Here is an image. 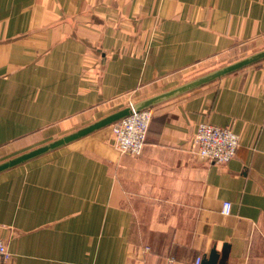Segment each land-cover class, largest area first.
I'll return each mask as SVG.
<instances>
[{
	"label": "crops",
	"instance_id": "0c3cea01",
	"mask_svg": "<svg viewBox=\"0 0 264 264\" xmlns=\"http://www.w3.org/2000/svg\"><path fill=\"white\" fill-rule=\"evenodd\" d=\"M263 34L264 0H0V163ZM154 111L141 156L104 128L0 173L8 264H264V61ZM204 122L240 136L233 160L195 155Z\"/></svg>",
	"mask_w": 264,
	"mask_h": 264
},
{
	"label": "built area",
	"instance_id": "2783aa9c",
	"mask_svg": "<svg viewBox=\"0 0 264 264\" xmlns=\"http://www.w3.org/2000/svg\"><path fill=\"white\" fill-rule=\"evenodd\" d=\"M154 113V108H149L113 124L116 148L121 154L133 157L143 154ZM240 144L241 138L232 128L209 122L201 123L194 135L195 155L210 163L230 162L236 157ZM231 209L230 202L223 204L224 214H230ZM11 258L8 245L0 238V264H8ZM201 261L199 257L196 264Z\"/></svg>",
	"mask_w": 264,
	"mask_h": 264
},
{
	"label": "water",
	"instance_id": "95a60500",
	"mask_svg": "<svg viewBox=\"0 0 264 264\" xmlns=\"http://www.w3.org/2000/svg\"><path fill=\"white\" fill-rule=\"evenodd\" d=\"M263 61H264V50H261L243 59L235 61L217 70H214L206 75H203L201 77L183 83L179 86H176L172 89L156 94L142 101H139L129 107H125L120 110H117L66 136L60 137L43 146H40L31 151H28L26 153H23L21 155H18L14 158H11L7 161L0 163V173L11 170L20 165L26 164L36 158H39L45 154H48L62 147L68 146L69 144L75 141H78L97 131L107 128L117 123L118 121L125 119L135 113H139L149 108H154L162 103H165L167 101L173 100L175 98L193 92L197 89L212 84L226 76L232 75L236 72H239L245 68H248ZM227 257L228 255L226 250L221 256L216 249H213L210 255L203 260L202 264H227V260H228Z\"/></svg>",
	"mask_w": 264,
	"mask_h": 264
},
{
	"label": "rangeland",
	"instance_id": "374dc122",
	"mask_svg": "<svg viewBox=\"0 0 264 264\" xmlns=\"http://www.w3.org/2000/svg\"><path fill=\"white\" fill-rule=\"evenodd\" d=\"M111 23H113V22H111ZM261 50H264V34L261 35L260 37L256 38V39H253L252 41H250L249 43H247L245 46L239 48V50H237L236 52H234L233 55L229 59H226V60H224V61H222V62H220V63H218L216 65L210 66L207 69H203V70L197 72L196 74H193L191 76H187L185 79H183L185 82L183 80L182 81H183V83H186L188 81H191L193 79H196L198 77H201L203 75H206V74H208V73H210V72H212L214 70H217V69H219L221 67H224V66H226L228 64H231V63H233L235 61H238V60L243 59V58H245L247 56H250V55H252V54H254L256 52H259ZM183 83H181V84H183ZM181 84H179V85H181ZM179 85H177V86H179ZM160 89L161 88H158V89L157 88H154V89H143V90L139 91L138 93H136L135 95L132 94L131 95L132 97L127 98V100L124 103H122V104L125 107H129V106H131V105H133V104H135V103H137L139 101H142L144 99H147L149 97H152V96H154L156 94L162 93V91ZM170 89H172V88H170ZM107 128H108V130L111 133L113 146L117 150V148H116V141H115V137H114V134H115L114 126L111 125V126H109ZM68 133H69V128H68V130H66L64 132H58V133L57 132H53L47 140H49V139L50 140H56V139H58L61 136L62 137L63 136H66V134L68 135ZM55 134H58L56 136V138H55Z\"/></svg>",
	"mask_w": 264,
	"mask_h": 264
}]
</instances>
